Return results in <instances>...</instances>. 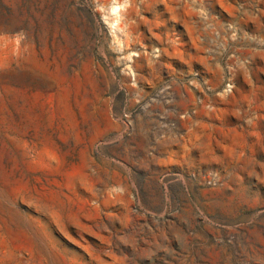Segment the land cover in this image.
Wrapping results in <instances>:
<instances>
[{"label":"rangeland","instance_id":"rangeland-1","mask_svg":"<svg viewBox=\"0 0 264 264\" xmlns=\"http://www.w3.org/2000/svg\"><path fill=\"white\" fill-rule=\"evenodd\" d=\"M0 264H264V0H0Z\"/></svg>","mask_w":264,"mask_h":264}]
</instances>
